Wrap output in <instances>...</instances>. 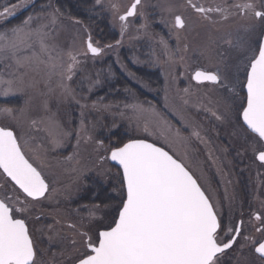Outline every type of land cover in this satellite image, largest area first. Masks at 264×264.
I'll return each mask as SVG.
<instances>
[{
	"label": "snow or ice",
	"instance_id": "obj_1",
	"mask_svg": "<svg viewBox=\"0 0 264 264\" xmlns=\"http://www.w3.org/2000/svg\"><path fill=\"white\" fill-rule=\"evenodd\" d=\"M29 6L22 0L0 11V118L9 121L0 125V264H264V241L247 234L243 213L237 218L224 210L227 189L223 198L213 195L196 171L203 170L198 145L210 142L209 129L197 119L201 112L205 119L231 124L234 137L253 139L251 150L264 165V0H132L123 10L108 0L121 37L135 18L142 21L137 31L153 38L149 9L158 11V23L176 43L173 51L159 36L168 61L185 69L189 61H210L212 67H197L191 80L210 83L219 96L199 97L190 84L176 88L174 96L166 85L162 108L133 97L119 115L141 134L109 137L107 143L97 138L96 124L86 122V112L121 105L105 104L103 97L88 104L83 93L100 83V74L93 79L88 71L89 58L113 46L101 47L80 19L66 16L53 0L5 26L18 8ZM94 6L105 7L102 0ZM11 97L22 104L9 106ZM69 102L80 108L75 132L58 119L60 106ZM36 133L51 147L37 142L33 148ZM73 135V152L56 160L73 179L57 187L45 174L49 153ZM90 143L98 175H112L110 163L116 167L115 195L85 205L87 218L75 222L60 219L58 208L54 215L44 211L58 197L67 199L90 170L80 157L81 144ZM208 159L216 164L211 151ZM251 219L264 235V215L252 213Z\"/></svg>",
	"mask_w": 264,
	"mask_h": 264
},
{
	"label": "rangeland",
	"instance_id": "obj_2",
	"mask_svg": "<svg viewBox=\"0 0 264 264\" xmlns=\"http://www.w3.org/2000/svg\"><path fill=\"white\" fill-rule=\"evenodd\" d=\"M29 2L31 3L32 1ZM114 2L118 3L123 10L131 4L132 0H114ZM149 2L156 4L165 3L167 0H149ZM173 2L182 3L183 0H173ZM203 2L210 3L211 0H203ZM102 3L105 5L103 8L106 10L112 30L119 35L120 42L124 41V43L118 45L117 43H112L113 47L104 48L102 54L96 57L94 61L91 57L88 60L87 68L89 73L93 79L96 78V73H99L100 83L93 88L91 93H88L85 87L83 94L88 95L87 103L91 104L98 98L103 97V103L105 104L121 105L120 110H117L115 107L110 111L97 112L91 109L87 110L86 122L91 121L96 124L97 138L105 139L107 143V138L109 137L115 141L117 138H126L127 136L141 134L138 133L134 123H130L128 119L121 118L119 111L123 110L122 106L124 103L133 102V97L141 101L151 102L157 108H162L166 85L171 96L175 95L176 88L183 89L191 84L193 90L198 89L196 92L197 96H206L212 100L218 99L219 94L213 85H197L191 80V75L197 67L211 68L212 64L210 61L203 59L189 61L187 69L183 66H173L168 61L163 47L158 43L159 36H164L168 40L169 46L173 51L175 50L176 43L174 38L169 37L168 30L158 23L160 19L158 11L153 12L152 9H149L151 17L154 18L150 29L153 38L145 36L142 31H137L142 21L135 18H130V27L125 35L121 37L119 22L113 20L112 14L107 8L108 0H102ZM26 10H29V8H26ZM39 10L36 7L26 15ZM80 31L82 37L86 38L83 28ZM93 39L94 41H98L95 36ZM99 44L101 47L107 45L102 44L100 41ZM137 69L145 70L149 73L148 76L145 78L141 73L137 72ZM153 74L155 77H151ZM124 83L128 88L126 91L120 88ZM123 94H127L125 99L120 98L123 97ZM3 102L0 99V103ZM205 103H207V99ZM21 104L22 99L19 97H11L8 99L9 106L19 107ZM53 111H56L55 106H53ZM34 115H39V113H35ZM58 119L66 129L75 132L80 121L79 106L72 102L61 105L58 112ZM169 119L173 118L169 116ZM197 119L201 120L204 126L209 129L208 136L210 138L207 147L205 145H198L199 160L202 162L203 170L201 171L198 168L196 170L197 175L201 177V182L205 184V187L210 185L212 194L215 196L223 198L225 188L227 189L230 199L223 201L225 212L227 213L230 210L237 218L243 213L247 233H251L253 226L248 223L251 220V214L240 205L239 195L247 193V201H250L254 208L259 209V207H264V199L262 200V191L264 196V174L259 173L262 171V168L259 164L256 165V158L251 150V145L255 141L251 138L248 141H244L243 139L234 137L232 135L233 129L231 124H218L215 121L205 119L203 112L197 116ZM8 122V120L0 118V125L7 124ZM173 122L175 123L174 119ZM114 124L116 127H113ZM121 128H124V131L119 133ZM35 135L37 141L33 143V148L36 147L37 142L43 143L46 147H51L48 145L43 133H36ZM148 138L151 140V137ZM75 143L76 139L75 135H73L66 141L63 147L49 153V167L45 168V174L49 175L51 181L57 182V187L69 184L73 179L70 174L63 171L62 166L57 165L56 160L70 155L74 150ZM258 145L256 146L259 147ZM94 147L95 145L91 143L81 144V163L86 169L90 170L86 171L82 178L72 186L71 194L67 199L62 196L58 197L59 203L46 207L44 211L54 215L58 208L61 213L60 219L75 222L80 217L87 218L88 208L84 207L85 205L91 206L101 201H107L109 196L115 195L112 192V188L116 183V167L108 164L106 167L112 169V175L107 177L98 175V170H95L93 167L96 157ZM231 147L240 152L239 159L244 168L238 164V158L236 161L235 153L231 150ZM209 151L212 152L213 157L216 159L215 165L212 163V160L208 159ZM232 160L242 168V172H247L251 177L243 181L241 177L237 178L234 173L236 171H233L235 169ZM235 167L237 166L235 165ZM218 168L219 172L217 171ZM258 173L260 174L259 176ZM77 209L79 210V215L74 211ZM51 215L47 219L49 223L52 222Z\"/></svg>",
	"mask_w": 264,
	"mask_h": 264
},
{
	"label": "trees",
	"instance_id": "obj_3",
	"mask_svg": "<svg viewBox=\"0 0 264 264\" xmlns=\"http://www.w3.org/2000/svg\"><path fill=\"white\" fill-rule=\"evenodd\" d=\"M29 1L32 2L30 3ZM28 2L30 6L26 8H29V10H26V8H18L16 16L10 20L9 25L5 26L19 23L27 16L26 14L29 11L34 10L36 7L40 9L42 6L48 3V0H28ZM20 3H22V0H0V11H3V7L5 6L11 7L12 4ZM53 3L61 6V10L65 13L66 16L70 15L72 17L80 19L83 22V25L86 26L92 33L93 37L95 36V38L98 41L102 42V44L112 45V43L120 41L119 35L112 30L106 10L100 6H94L95 0H53ZM120 43L122 44L124 43V41ZM137 72L141 73L145 78L149 74L145 70L137 69ZM151 77H155V75L153 74L151 75ZM120 88L124 91L128 89L125 83ZM126 96L127 94H123V97L120 98L125 99ZM122 131H124V128H121L119 133H121ZM246 196L247 193H243V198L245 200L247 198Z\"/></svg>",
	"mask_w": 264,
	"mask_h": 264
},
{
	"label": "flooded vegetation",
	"instance_id": "obj_4",
	"mask_svg": "<svg viewBox=\"0 0 264 264\" xmlns=\"http://www.w3.org/2000/svg\"><path fill=\"white\" fill-rule=\"evenodd\" d=\"M254 136V135H253ZM258 139V138H257ZM259 147H260V145H258ZM231 150L235 153V156H236V161H237V158H238V160H239V165H241V166H243V164L240 162V159H239V157H240V152L237 150V149H234V148H232L231 147ZM239 153V154H238ZM230 157H232V155H230ZM232 163H233V166H234V169L235 170H233V171H236V172H234L235 173V176L237 177V178H240L241 177V179H242V181L243 180H247V179H249L251 176H249L248 174H247V172L246 173H244V172H242V168L239 166V165H237L233 160H232ZM260 165L261 166V168H262V171L261 172H259L260 174L262 173V174H264V165H262L261 164V162H259L257 159H256V165ZM235 165L237 166V167H235ZM243 168H244V166H243ZM263 180H264V177H263ZM243 183H245V182H243ZM264 185V184H263ZM244 186H246V185H244ZM248 198V197H247ZM247 198H246V200L243 198V194H240L239 195V202H240V205L244 208V210L246 209V210H248L249 212H250V214H252V213H259V214H261V215H264V207H259V209H256V208H254V206H253V204L250 202V201H247ZM264 199V196H263V191H262V200ZM238 218H240V217H238ZM251 225L253 226V225H259V222L258 221H255V220H252L251 219ZM247 234H249L251 237H253L254 236V240H257V241H264V235H262L261 233H258V232H256L255 231V228L253 227V231L251 232V233H247Z\"/></svg>",
	"mask_w": 264,
	"mask_h": 264
},
{
	"label": "water",
	"instance_id": "obj_5",
	"mask_svg": "<svg viewBox=\"0 0 264 264\" xmlns=\"http://www.w3.org/2000/svg\"><path fill=\"white\" fill-rule=\"evenodd\" d=\"M112 164V163H111ZM114 165V164H113Z\"/></svg>",
	"mask_w": 264,
	"mask_h": 264
}]
</instances>
